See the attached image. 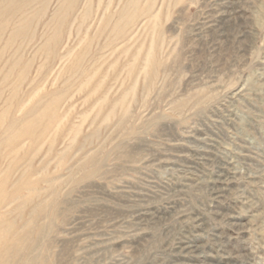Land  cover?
Segmentation results:
<instances>
[{
  "label": "rangeland",
  "instance_id": "obj_1",
  "mask_svg": "<svg viewBox=\"0 0 264 264\" xmlns=\"http://www.w3.org/2000/svg\"><path fill=\"white\" fill-rule=\"evenodd\" d=\"M225 260L264 264V0H0V264Z\"/></svg>",
  "mask_w": 264,
  "mask_h": 264
},
{
  "label": "bare ground",
  "instance_id": "obj_2",
  "mask_svg": "<svg viewBox=\"0 0 264 264\" xmlns=\"http://www.w3.org/2000/svg\"><path fill=\"white\" fill-rule=\"evenodd\" d=\"M145 215V214H144ZM215 242V241H214ZM178 245V244H177ZM180 245H181V243H180ZM188 246V245H187ZM180 247V246H179ZM192 247V246H191ZM182 248V247H181ZM189 247H187V248H183V249H188ZM179 250V249H178ZM186 250H184V251H186ZM175 251V250H174ZM177 251V250H176ZM181 251V250H180ZM189 251H191V250H189ZM183 252V251H182ZM194 252V251H193ZM178 254V253H177ZM189 254V253H188ZM187 255V254H186ZM178 256V255H177ZM175 257V256H174ZM245 257V256H244ZM216 258V257H215ZM211 261V260H210ZM234 261V260H233ZM212 262V261H211ZM218 262V261H217ZM232 262V261H231ZM246 262V261H245ZM162 263V262H161ZM230 263V262H229ZM229 263H227L226 262V260L224 261V264H229ZM238 263V262H237ZM243 263V262H242ZM216 264V263H215ZM221 264V263H220ZM235 264H236V262H235Z\"/></svg>",
  "mask_w": 264,
  "mask_h": 264
}]
</instances>
